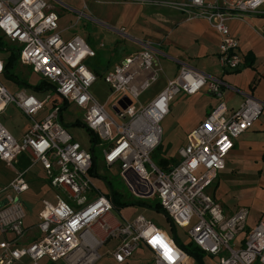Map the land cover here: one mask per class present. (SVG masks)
<instances>
[{
    "label": "built area",
    "instance_id": "2783aa9c",
    "mask_svg": "<svg viewBox=\"0 0 264 264\" xmlns=\"http://www.w3.org/2000/svg\"><path fill=\"white\" fill-rule=\"evenodd\" d=\"M166 5L185 14L188 21H207L220 35V67L234 71L242 59L228 22L245 21L262 8L264 0H187ZM58 23V14L46 0H0V32L21 48L19 64L41 75L52 86L54 98L66 108L84 112L83 123L96 142L91 149L82 148L62 122L61 105L52 106L47 116L38 118L53 98L41 100L26 91L10 92L1 81L4 63L0 60V114L15 105L31 120L19 139L0 122V161L15 168L23 155H29L32 165L43 166L51 186L58 191L55 202L43 201L38 225L42 239L23 245L26 213L17 195L29 188L25 180L28 169L18 171L0 190L4 195L0 232L12 236L0 242V264L21 263L24 259L30 264H41L44 259L99 264L106 255L123 264L142 247L150 252L151 264H187L189 259L204 264L187 252L177 236L173 239L144 217L115 226L109 222L114 205L95 185L92 175L98 162L97 146L103 165L122 176L135 197L157 198L174 226L187 230L190 244L206 254L210 264H264V221L240 241L248 209L227 217L207 193L224 169L234 139L258 122L263 104L247 98L228 115L225 104L220 103L188 135L187 145L178 150L177 164L164 171L152 161L161 144V122L177 94H197L208 84L207 77L184 65L178 77L169 81L148 106L138 108L140 96L158 79L155 54L148 44L105 76L111 96L117 97L114 119L90 92L97 76L85 61L94 58L96 51L79 35L65 39ZM209 85L221 95L219 83ZM110 242H115L113 249L100 252Z\"/></svg>",
    "mask_w": 264,
    "mask_h": 264
},
{
    "label": "crops",
    "instance_id": "0c3cea01",
    "mask_svg": "<svg viewBox=\"0 0 264 264\" xmlns=\"http://www.w3.org/2000/svg\"><path fill=\"white\" fill-rule=\"evenodd\" d=\"M145 1L147 2L138 4L129 2L128 0H97V2L105 4L108 7L102 9L99 18H97L96 21H98L106 29L117 32L121 35V38H123L119 40L113 35H109L110 43L113 45L112 53L115 54L118 53L117 51L119 50L122 51L119 60L115 62L113 66L108 68L109 72H111L114 67L123 59L135 55L136 53L142 51L148 44H150V47L154 52L156 61L159 65L158 67L156 66V69L159 70L158 75L160 72L162 73L164 86L146 106H148L162 92L169 81H173L178 77L179 70L184 65L204 74L207 77L208 84L200 92L195 95L179 93L171 101L172 103L170 104L169 112L166 116L173 113L174 127L179 132L181 137L180 144L177 146V151L187 145L188 135L194 129H196L206 119L208 114L220 103L225 104L228 115L238 110L247 98H254L261 102L264 106V5L258 12L248 15L245 21L231 20L228 22L231 35L239 42V53L242 59L238 70L229 71L221 68L219 65V33L210 27L207 21L202 19L188 21L186 20L185 14L166 5V3L173 2L183 3L187 0ZM116 27L119 28L116 29ZM101 46L103 47L104 45L101 44ZM125 49L126 51H124ZM96 57L97 54L94 58L87 59L85 63L94 74L95 72L101 74L98 67L92 64V60ZM212 82H217L220 84L221 95H218L212 91L209 85ZM11 84L13 85V88H9V86H6L5 84L4 85L10 92L17 93L15 88H17L18 85L14 82ZM51 90L54 92L53 88L51 87L48 90L40 92V94L47 91L51 92ZM22 91L30 93L27 89H23ZM48 97H50V95H48ZM53 99L55 98L53 97ZM138 103L139 100L137 101L136 105ZM49 105L50 109H45L42 113H40L38 118H44L50 113L53 105ZM59 105H61L60 115L62 122L68 130V126L65 124L63 116V112L67 108L65 105H62V103H59ZM146 106L137 107L143 108ZM21 114L23 115L22 112ZM77 122L81 124V127L86 129L83 120L77 119L72 121L74 126H78L75 125ZM30 124L31 123H28L23 128L19 138H21L29 129ZM92 136H89V147L85 149L93 148L94 142L92 140ZM23 159H26L29 162V165L24 169H19L17 165H19ZM170 159H173L175 163H169L165 170L160 166L158 167L164 171H167L169 168H171V166L177 164L178 158L175 159L171 157ZM152 161L157 164L153 157ZM17 165L15 166L17 170L14 168L15 176L6 177L5 179L0 178V190L9 185V183L16 177L18 171H24L28 169V172L25 175V180L29 188L24 193H20L18 195L16 194L17 198L25 209V237H29L28 240L23 241L22 244L28 245L41 240L43 237L38 225L40 222L39 213L42 209L43 201L46 199L42 200V206L38 210L35 217V213L34 216H32L33 212L31 211L30 205L27 207L22 202L21 196L24 194H29L31 197H44L50 193V188L52 190L54 188L51 186L50 179L48 178L46 171L40 163H36L34 165H39L43 174H34L29 176L34 166L31 163L29 155H23ZM225 171H229L232 177L241 175L242 178L257 181L260 186H264V110L262 116L252 128L240 135L238 138L234 139V148L225 159L224 169L218 172L215 182L210 186H215L216 189H214L213 193L210 191L208 194L214 198V200L221 206L224 214L229 217L234 215L239 208L249 207H247L248 204L245 203L238 209H233L227 204L222 205L218 202L216 196L217 187H224L223 184H220L221 179L219 178V174ZM92 175L94 179L98 177V162L94 166ZM102 181L106 180L103 179ZM210 187H208V189ZM100 191L103 194L109 195L108 187L106 192H103L101 189ZM12 193L15 194V192ZM114 194L115 192L113 190V195ZM255 194V203L253 206L257 207L259 211L264 212L263 202L256 198L262 195V191H260V189H256ZM3 200L4 195L1 194L0 208L2 206ZM31 216L35 217V222L26 221ZM108 220L114 226L126 221H134H117L112 213L108 217ZM261 221H264V216H261L255 220L254 224L250 228L248 222L246 221L245 229L239 235L240 241L245 238V235H247L253 226H256ZM168 235L171 236L170 234ZM176 236V234H173L171 237L175 239ZM11 237L12 236L9 233L4 234L0 232V242L5 238L9 239ZM142 249L144 248L142 247L139 250ZM15 264H30V261L28 259H24L21 263Z\"/></svg>",
    "mask_w": 264,
    "mask_h": 264
},
{
    "label": "rangeland",
    "instance_id": "374dc122",
    "mask_svg": "<svg viewBox=\"0 0 264 264\" xmlns=\"http://www.w3.org/2000/svg\"><path fill=\"white\" fill-rule=\"evenodd\" d=\"M48 3H51L54 7V11L59 16V31L63 32V37L65 39H70L75 35H79L84 38L88 44L96 50L97 57L92 60V64L97 66L100 70L101 74L97 76L96 82L92 85L90 92L92 96L101 104L105 105L106 110L110 113V115L117 119L116 112L114 110V103L117 97H112V90L109 84L105 80V76L108 74V68L113 66L115 62H117L122 54V51H117L118 53H112L113 45L110 43L109 35H113L114 37L121 38V35L115 31H110L106 29L103 25H101L97 20L99 18L102 9L107 8L108 6L97 2V0H46ZM106 1V0H101ZM84 4L87 8H84ZM119 27H116L118 29ZM1 35H3L1 33ZM107 35V36H106ZM4 36V35H3ZM4 40L9 45L18 46V44L11 43L5 36ZM121 42V41H120ZM101 44L104 46L102 47ZM126 51V49L124 50ZM123 51V52H124ZM5 53L0 52V60H4ZM160 58V57H159ZM156 66L158 67V63L156 61ZM29 67H22L19 64L18 70L22 75V78L26 79L27 82L31 85H35L43 78L39 74L31 73ZM1 81L9 88H13L12 82L6 79L5 76L1 77ZM164 79L162 73L160 72L158 75V79L155 83L151 85L149 89H147L139 98L138 107L146 106L163 88ZM23 89L29 90V88L18 85L15 90L16 92H20ZM31 94L39 99H45L50 95V97L55 96V92L51 90L45 93H37V91L29 90ZM172 103V102H171ZM170 103V104H171ZM50 109V105L47 104L46 110ZM64 122L68 126L69 132L75 137V140L80 143L82 148L89 147V133L88 131L81 126H74L72 121L74 120H83L84 112L75 107H70L64 110L63 112ZM0 122L8 129V131L15 137L19 138L20 134L23 131V128L31 123L26 116H23L19 109L16 108L15 105L9 106L5 112L0 114ZM162 129V139H161V148L159 152V157L170 159L171 157L177 159L178 151L177 146L180 144L181 137L179 132L174 127L173 121V113L166 116L161 122ZM95 154L98 159V177L94 179V183L103 191L106 192L107 186L102 181L106 180L111 184L114 192L119 196V202L121 206L127 204L126 207H115L112 211L114 218L117 221H131L134 220L138 216L144 217L146 220L152 221L155 225L162 228L167 234L173 236V230L171 227L170 221L166 216L159 212L152 211L150 209L145 208V205L151 208H154V205L160 203L157 198L155 199H140L135 197L127 186L126 182L123 180V177L116 174L114 171L107 169L102 162L101 156V148H95ZM228 161V160H227ZM15 170H17L15 168ZM14 167L5 165L0 162V178L5 179L6 177L15 176ZM42 175V171L40 170L39 165H34L31 174ZM219 178L221 179V183L224 187H217V200L220 204H227L229 207L233 209H238L243 204H248L247 207H241L237 210V212L243 208L248 209V225L249 228L254 224V221L264 216V212L258 210L257 207H254V195L256 189H260L262 191V195L256 197L258 200L262 201L264 204V186H260L257 181L242 178V176H234L232 177L229 171L222 172L219 174ZM215 186H212L208 189L207 193H213ZM58 191L56 189L50 188V193L44 197H31L29 194H24L21 196L22 202L31 208L33 212L32 216L35 217L42 206V200L46 199L51 202H54V195ZM140 204V205H136ZM236 212V213H237ZM30 217L26 221L27 222H35V217ZM255 226H253L250 230H252ZM175 234L177 235L179 242L181 245L185 247L187 252L191 255H195L197 252L200 256V260L204 261V264H210L211 259L202 253L200 250L193 252L192 245L190 244L189 238L187 236V230L182 227L175 226ZM30 235V234H29ZM28 236H26L23 241L28 240ZM115 242H110L106 247L102 248L100 252L111 251ZM41 264H66L64 261L60 260L57 262L49 261L48 259H44L41 261ZM99 264H119L115 262L110 256L106 255L99 262ZM123 264H151L150 260V252L147 249H142L137 251L134 256ZM187 264H195L193 260L189 259Z\"/></svg>",
    "mask_w": 264,
    "mask_h": 264
},
{
    "label": "trees",
    "instance_id": "16d2710c",
    "mask_svg": "<svg viewBox=\"0 0 264 264\" xmlns=\"http://www.w3.org/2000/svg\"><path fill=\"white\" fill-rule=\"evenodd\" d=\"M4 39H5L4 36L1 35V32H0V52L2 51L5 53V58H4V60H2L4 63V69H3V75L2 76H5L6 79H8L11 82L16 83L17 85H22V86L29 88V90L32 89L33 91H37V93H40L44 90L50 89L52 86L46 80H41L38 83H36L35 85H31L27 82L26 79L22 78V75L18 70L21 48L18 46L9 45ZM29 70L31 71V73H33V71L31 69H29ZM95 74H96V76L100 75L97 72H95ZM59 103H61V102L57 98L53 99V101H52L53 107H55L56 105H59ZM75 125L80 126L81 124L79 122H77ZM86 130L88 131L89 135L92 136V133L90 132L89 129H87V127H86ZM92 140H93V142H96V138L94 136H92ZM160 148H161V146H159L155 150L152 157H153L154 161L158 164V166H160L162 169L165 170L166 166L169 163H175V161L173 159H167V158L159 157L158 154L160 152ZM28 165H29V162L26 159H23V161L17 166L19 169H24ZM114 199H115V204L117 206H121L120 202H119V197L116 195V193L114 194ZM126 206H127V204H125L121 207H126ZM154 207H156L159 210H162L159 203L155 204ZM191 245L193 248V252H195L197 250L199 251V249L195 245H193V244H191ZM194 256L200 260V256L197 252H195Z\"/></svg>",
    "mask_w": 264,
    "mask_h": 264
},
{
    "label": "water",
    "instance_id": "95a60500",
    "mask_svg": "<svg viewBox=\"0 0 264 264\" xmlns=\"http://www.w3.org/2000/svg\"><path fill=\"white\" fill-rule=\"evenodd\" d=\"M94 176H95V171H94ZM104 182L107 184V187H108V189H109V196H110V200H111V202L113 203L114 207H117V205H116L115 202H114L113 190H112L110 184H108L106 181H104ZM136 205H140V204H136ZM140 206H144V207L147 208V209H150V210L155 211V212H159V213L163 214L164 216H166L167 219H168V220L170 221V223H171V227H172V230H173V234L175 235L173 222H172V220L170 219V217H169L164 211H162V210H158L157 208H151V207H148V206H145V205H140ZM199 264H200V262H199Z\"/></svg>",
    "mask_w": 264,
    "mask_h": 264
}]
</instances>
